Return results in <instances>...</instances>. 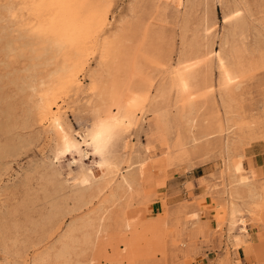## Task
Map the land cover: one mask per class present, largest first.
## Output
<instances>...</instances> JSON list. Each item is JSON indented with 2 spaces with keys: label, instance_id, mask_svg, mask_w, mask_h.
Instances as JSON below:
<instances>
[{
  "label": "rangeland",
  "instance_id": "obj_1",
  "mask_svg": "<svg viewBox=\"0 0 264 264\" xmlns=\"http://www.w3.org/2000/svg\"><path fill=\"white\" fill-rule=\"evenodd\" d=\"M263 146L264 0H0V264H243Z\"/></svg>",
  "mask_w": 264,
  "mask_h": 264
},
{
  "label": "bare ground",
  "instance_id": "obj_2",
  "mask_svg": "<svg viewBox=\"0 0 264 264\" xmlns=\"http://www.w3.org/2000/svg\"><path fill=\"white\" fill-rule=\"evenodd\" d=\"M73 15V14H72ZM69 17V15H68ZM74 19V17H73ZM67 20V19H65ZM68 21V20H67ZM65 22V21H64ZM68 23V22H67ZM70 23V22H69ZM75 21L73 22V25H74ZM71 24V23H70ZM64 26V24H63ZM68 26V25H67ZM70 26V25H69ZM75 26V25H74ZM78 26V25H77ZM83 27V26H82ZM74 28V27H72ZM76 28V27H75ZM69 29V28H67ZM59 31V30H58ZM57 31V32H58ZM70 31V30H68ZM72 31V30H71ZM66 32V31H65ZM70 33V32H69ZM127 106V105H125ZM129 107V106H127ZM131 107V106H130ZM127 110H129V108H127ZM132 111V109H130ZM133 113V112H132ZM132 116V115H131ZM135 118V116H132ZM98 121V120H97ZM128 121H130V116L128 114H125L124 112V108H121L120 112L116 115V116H113V117H109V119L105 120V121H100L96 124H94L93 126H91V128H89L87 131H86V135H85V138H84V143L83 144H93L96 149L99 151V153L101 155L104 156L105 154V150H107L106 148H109L107 147V145L109 143H111L112 141L115 140V138H117L118 135H120L123 131H125L127 125H129ZM57 123V121H56ZM133 125V124H132ZM58 126V124H56V127ZM130 127V126H129ZM127 130V129H126ZM122 138V137H121ZM64 140V139H63ZM82 141V140H81ZM123 141V140H122ZM72 141H68V144H67V147L66 149L70 150L71 148H74L76 146L73 145L71 143ZM118 142V141H117ZM81 144V143H80ZM121 144V143H120ZM82 145V144H81ZM90 145V144H89ZM112 145L113 142H112ZM117 146V145H116ZM90 147V146H89ZM119 147V145H118ZM79 148V147H77ZM93 148V147H91ZM114 148V147H112ZM113 150V149H112ZM109 151V150H108ZM95 152V151H94ZM97 152V151H96ZM108 153V152H106ZM112 153V152H110ZM115 153V152H114ZM97 155V154H96ZM109 156V155H108ZM107 156V157H108ZM113 157V156H112ZM106 158V157H104ZM99 159H101V157H99ZM103 159V158H102ZM101 159V160H102ZM109 159V158H108ZM115 160V158H114ZM100 161V160H99ZM103 161V160H102ZM109 161V160H108ZM117 161V160H116ZM101 162V161H100ZM112 162V161H111ZM110 162V163H111ZM107 163V161L105 162ZM99 164V163H98ZM103 164V163H102ZM117 164V163H116ZM105 165V164H104ZM114 166V165H113ZM105 167V166H104ZM116 167V166H115ZM103 168V167H102ZM106 168V167H105ZM112 168V167H111ZM110 168V169H111ZM115 171V170H114ZM113 171V172H114ZM87 180V179H86ZM85 181L82 180L81 183H84ZM129 185V184H127Z\"/></svg>",
  "mask_w": 264,
  "mask_h": 264
},
{
  "label": "crops",
  "instance_id": "obj_3",
  "mask_svg": "<svg viewBox=\"0 0 264 264\" xmlns=\"http://www.w3.org/2000/svg\"><path fill=\"white\" fill-rule=\"evenodd\" d=\"M264 149V146H263ZM199 170H201L200 167L198 168H194L190 170V175L194 174L193 178L190 176V178L188 180L194 179V180H200L203 177L200 174H196L195 171L199 172ZM257 171H260V168H256ZM240 206V205H239ZM242 213L239 214L237 216V220L239 219H243L246 221L245 227L247 229L246 234L244 235L241 231V224L239 222L236 223V225H234L233 227H231V223H230V209L228 210V215H227V224L226 226H224L223 231L224 233H228L229 234V240L231 243L232 248L235 247L234 243L240 242L243 243L241 245H239L237 248H235L237 251L236 254L234 252V256L236 258H239L240 253L241 255L244 256L243 260L244 263L243 264H256L254 262V255L251 254V256L249 258H245L246 254H245V244L247 243H251L253 244V250L255 251V249H259L260 247H262V242L264 241V221L263 224L260 225L259 223H253L250 219V217H248L247 213H244V210L240 207ZM224 213V212H223ZM235 235V236H233ZM233 236V237H232ZM235 238V240L233 239ZM234 257V258H235ZM235 258V259H236ZM247 260H250V262L248 263Z\"/></svg>",
  "mask_w": 264,
  "mask_h": 264
}]
</instances>
